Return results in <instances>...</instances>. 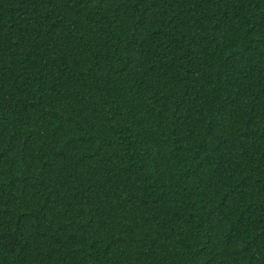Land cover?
<instances>
[{"label":"trees","instance_id":"trees-1","mask_svg":"<svg viewBox=\"0 0 264 264\" xmlns=\"http://www.w3.org/2000/svg\"><path fill=\"white\" fill-rule=\"evenodd\" d=\"M0 264H264V0H0Z\"/></svg>","mask_w":264,"mask_h":264}]
</instances>
